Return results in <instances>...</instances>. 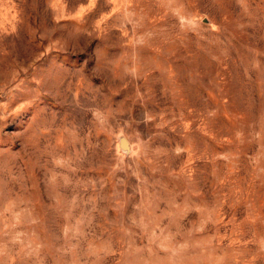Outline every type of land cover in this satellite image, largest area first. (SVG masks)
<instances>
[{
  "label": "rangeland",
  "instance_id": "1",
  "mask_svg": "<svg viewBox=\"0 0 264 264\" xmlns=\"http://www.w3.org/2000/svg\"><path fill=\"white\" fill-rule=\"evenodd\" d=\"M0 264H264V0H0Z\"/></svg>",
  "mask_w": 264,
  "mask_h": 264
},
{
  "label": "water",
  "instance_id": "2",
  "mask_svg": "<svg viewBox=\"0 0 264 264\" xmlns=\"http://www.w3.org/2000/svg\"><path fill=\"white\" fill-rule=\"evenodd\" d=\"M120 147L126 152L130 150L128 139L125 136L120 137Z\"/></svg>",
  "mask_w": 264,
  "mask_h": 264
}]
</instances>
